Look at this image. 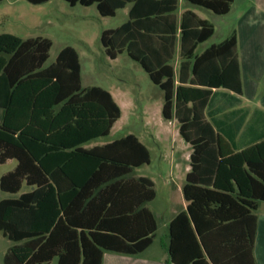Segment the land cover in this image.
I'll return each mask as SVG.
<instances>
[{"label":"trees","instance_id":"16d2710c","mask_svg":"<svg viewBox=\"0 0 264 264\" xmlns=\"http://www.w3.org/2000/svg\"><path fill=\"white\" fill-rule=\"evenodd\" d=\"M65 1L96 4L102 16L132 6L128 21L102 32V45L111 58L127 52L144 68L164 92V118L177 119L192 147L184 186L189 204L170 223V261L257 264L264 138L237 142L242 123L217 117L211 106L213 89L242 92L236 33L197 55L215 26L191 10L180 21L178 0ZM187 1L218 15L234 2ZM179 31L177 73L172 61ZM52 45L47 37L0 34V163L17 161L0 187L19 194L0 200V230L14 242L4 264H102L105 250L140 254L158 228L147 207L156 189L150 178L131 174L151 162L150 150L134 134L85 147L111 133L121 108L107 89L83 88L74 47H64L45 66ZM24 186L28 191L21 192Z\"/></svg>","mask_w":264,"mask_h":264},{"label":"rangeland","instance_id":"374dc122","mask_svg":"<svg viewBox=\"0 0 264 264\" xmlns=\"http://www.w3.org/2000/svg\"><path fill=\"white\" fill-rule=\"evenodd\" d=\"M202 13L217 27L210 42L219 43L229 31L230 19L207 9H203ZM128 19L127 8L115 16H102L96 4L85 6L78 3L72 6L65 0H49L45 4H33L27 0L0 2V34L50 38L53 45L45 66L54 63L65 46L75 47L81 58L83 88L100 86L112 92L121 108V117L109 135L85 146L103 145L128 134L139 137L150 150L151 162L135 168L133 173L155 181L159 195L150 207L162 211L168 208L169 193L174 186L172 177L180 179L187 173L192 148L180 134L179 123L164 118V92L153 83L144 68L127 52L111 58L102 45V32L116 29ZM207 45H200L197 53ZM16 164L15 159L0 163V180ZM24 191H27L26 186L21 192ZM8 196L10 194L0 187V200ZM5 239L1 241V246L7 244L8 238Z\"/></svg>","mask_w":264,"mask_h":264},{"label":"crops","instance_id":"0c3cea01","mask_svg":"<svg viewBox=\"0 0 264 264\" xmlns=\"http://www.w3.org/2000/svg\"><path fill=\"white\" fill-rule=\"evenodd\" d=\"M178 2L176 15L180 21L182 20L183 14L187 10H191L200 18L210 21L215 26V33L213 36L216 34L217 27L215 23L202 13L203 9L206 8L194 5L187 0H178ZM131 7V5H128L120 10L127 8L129 15ZM218 16H224L230 19L229 31L220 42L229 38L233 33H236L237 36V58L239 62L242 92L241 94H238L223 87L213 89L211 106L216 112L217 117H231L233 123H242L240 133L237 136V142L249 143L258 138H264V0H234L230 12ZM212 37L199 44V46L202 44H208L202 52L213 44H218L217 42H210ZM181 43V34L179 31L176 53L172 61L173 64H176L174 66L177 73L179 72L180 64L183 60L181 55ZM197 49L196 54L200 55L202 52L197 53ZM110 93L112 94V92ZM173 120L177 121V119ZM192 151L190 153V165L188 166L187 173L184 177L180 179L175 176L172 177V183L174 186L169 193L170 200H168L167 209L156 211L150 207V204L154 203L159 195L157 184L151 179L155 183L156 197L147 203V207L154 213L158 222V228L152 245L137 255L105 250L102 257V264H175L170 261L168 252V246L170 243V223L179 213L187 210L189 204L185 198L184 186L186 184L187 175L192 169ZM133 172L131 174L132 177H142L136 176ZM9 194L10 196L8 197L18 196L11 193ZM255 214L258 217V225L255 232L254 256L257 264H264V202L260 203ZM0 232V235H2L0 236V264H4L5 255L9 248L14 245V242L8 239L9 241L7 240V244L1 246V241H6V237L1 230ZM158 233H160V238H158ZM50 264H57V261L54 260Z\"/></svg>","mask_w":264,"mask_h":264}]
</instances>
